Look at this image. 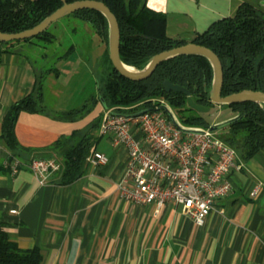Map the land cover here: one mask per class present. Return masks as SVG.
I'll return each mask as SVG.
<instances>
[{"label":"crops","instance_id":"1","mask_svg":"<svg viewBox=\"0 0 264 264\" xmlns=\"http://www.w3.org/2000/svg\"><path fill=\"white\" fill-rule=\"evenodd\" d=\"M218 1L224 7L212 0H147V5L167 16L170 37L191 42L218 19L234 16L230 10L237 6L235 0ZM172 17L177 35L170 33ZM32 47L19 44L0 57V228L21 248L39 247L44 264H264V151L249 160L240 156L243 168L231 174L230 194L217 200L203 226L179 205L168 203L157 213L155 204L121 198L118 186L126 175L128 154L100 135L103 104L74 121L56 115L89 101L60 103L73 77L84 68L91 72L93 53L76 48L60 58L58 74L49 73L44 85L47 111L19 116L15 132L22 149L14 156L1 140L4 118L48 70L40 62L48 55H38ZM49 91L57 102L49 104ZM96 94L92 91V97ZM87 134L97 137L91 151L104 153L109 162L88 163L75 182L62 184L58 172L41 184L26 166L33 159H56L64 167L63 149L56 150V144L68 139V147ZM15 160L24 164L17 173L10 166Z\"/></svg>","mask_w":264,"mask_h":264},{"label":"trees","instance_id":"2","mask_svg":"<svg viewBox=\"0 0 264 264\" xmlns=\"http://www.w3.org/2000/svg\"><path fill=\"white\" fill-rule=\"evenodd\" d=\"M74 3L81 0H65ZM104 2L117 17L121 30V59L138 70L144 69L151 58L188 43L172 38L167 33V16L150 9L147 0H97ZM64 5L63 0H0V31L19 33L32 29ZM89 25L109 46V23L99 11L84 9L71 14ZM52 44L57 36L46 30L42 34L23 41L0 42V57L10 53L19 44ZM196 44L214 51L224 68L223 96L253 90L264 92V11L255 5L242 3L234 16L218 19L202 33H197ZM76 46H71L68 57ZM110 59V54L108 53ZM111 60V59H110ZM58 74L56 66L39 75L34 91L14 103L3 121L1 140L15 155L21 151L16 136V124L23 112L42 113L44 105V81L49 73ZM171 81L188 89L195 102L212 108L210 91L214 82V69L203 56L187 55L160 64L153 75L144 81H132L121 75L114 67L107 75L99 95L93 96L83 107L68 112H58L61 120L74 121L90 112L98 103L105 109L131 107L139 109L151 106L153 99H164L178 112L181 120L191 126L211 127L203 114L189 108L187 96L167 92L165 81ZM142 104V105H141ZM238 116L224 128L222 139L235 148L244 160L264 151V104L245 102L228 105ZM99 122V120H98ZM97 122V123H98ZM98 124H95V127ZM219 135V134H218ZM97 137L87 134L71 146L68 139L59 141L55 149H63L64 168L60 173L62 184L80 179L87 168V158ZM0 264H44V253L39 247L23 249L11 235L0 228Z\"/></svg>","mask_w":264,"mask_h":264},{"label":"built area","instance_id":"3","mask_svg":"<svg viewBox=\"0 0 264 264\" xmlns=\"http://www.w3.org/2000/svg\"><path fill=\"white\" fill-rule=\"evenodd\" d=\"M139 107L107 109L100 121V135L128 154L120 197L138 205L155 204L157 213L173 203L198 226L205 225L217 200L230 194L231 174L243 168L239 152L210 127L185 124L164 99ZM87 161L102 166L109 158L92 150ZM10 166L17 173L24 164L15 160ZM26 166L41 184L64 168L56 159H33Z\"/></svg>","mask_w":264,"mask_h":264},{"label":"water","instance_id":"4","mask_svg":"<svg viewBox=\"0 0 264 264\" xmlns=\"http://www.w3.org/2000/svg\"><path fill=\"white\" fill-rule=\"evenodd\" d=\"M63 2L64 5L60 9L48 16L44 21L32 29L19 33H3L0 31V42L6 43L31 39L48 30L54 22L74 14L77 11L84 9L96 10L101 12L108 20L110 59L113 67L125 78L132 81H144L150 78L158 66L167 60L179 56L199 55L206 57L211 62L214 69V82L210 91V99L214 105H232L245 102L264 104V92L261 91L244 90L230 96H223L222 88L224 84V68L219 56L211 49L194 42H188L185 45L153 56L147 66L142 70H138L125 64L121 59V30L119 22L109 7L104 2L97 0H81L74 3H67L63 0ZM164 85L167 92L174 91L185 94L187 96V104L189 108L194 111L201 114L210 112L211 108L197 104L191 92L185 87L176 85L169 80L165 81ZM231 121L232 120H229L223 124L211 126L210 129L213 132H218L219 129L225 128Z\"/></svg>","mask_w":264,"mask_h":264},{"label":"rangeland","instance_id":"5","mask_svg":"<svg viewBox=\"0 0 264 264\" xmlns=\"http://www.w3.org/2000/svg\"><path fill=\"white\" fill-rule=\"evenodd\" d=\"M235 1L237 6L231 8V15H235L238 5L242 2H249L264 11V0ZM212 3L213 5L224 7V3L218 0H212ZM227 9H229V7ZM173 18L174 17L170 18L171 24L169 29L172 35H177V30L179 28L177 27L176 20ZM48 30L57 36V40L52 44H47V46L43 45V41L38 40L37 42L40 45H33L32 47L38 55H48V58L45 60L40 59V62L46 64L47 69L58 66L60 57L67 54L73 45L78 48V53H93V60L91 61L93 66L91 72L85 68L83 70L81 69L75 77H73L60 103L67 106L75 102L80 103L87 99L90 100L92 98V91L96 94L97 89L100 90V88L103 87L107 75L113 68L112 61L108 57L109 46L107 42L95 32L91 25L71 15L54 22ZM46 81L47 78L44 81L45 85L47 84ZM98 93L99 92H97V94ZM46 97L49 104L58 101L54 95H50V91ZM176 113L179 116L177 111ZM234 115H236L235 112L228 105H215L211 108L210 112L203 114L211 126L223 124L238 117L232 118ZM217 133L219 137H222L225 133V129L221 128Z\"/></svg>","mask_w":264,"mask_h":264}]
</instances>
